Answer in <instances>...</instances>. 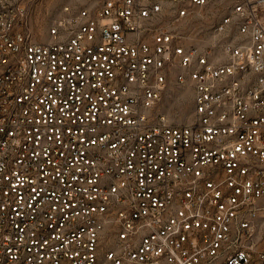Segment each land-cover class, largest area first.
<instances>
[{
	"label": "built area",
	"instance_id": "2783aa9c",
	"mask_svg": "<svg viewBox=\"0 0 264 264\" xmlns=\"http://www.w3.org/2000/svg\"><path fill=\"white\" fill-rule=\"evenodd\" d=\"M0 0V264H264V0ZM193 93L187 123L155 112Z\"/></svg>",
	"mask_w": 264,
	"mask_h": 264
},
{
	"label": "rangeland",
	"instance_id": "374dc122",
	"mask_svg": "<svg viewBox=\"0 0 264 264\" xmlns=\"http://www.w3.org/2000/svg\"><path fill=\"white\" fill-rule=\"evenodd\" d=\"M24 2L29 14V26L39 40L46 38L48 29L62 6L92 4V0H24ZM236 2L237 0H212L206 6L197 8L190 17L185 18L183 23L178 25V28L188 31L193 41L200 42L205 32L229 14ZM262 13L264 14V10ZM193 109L192 91L180 87L173 81L168 85L155 112L165 115L171 122L187 123L192 118Z\"/></svg>",
	"mask_w": 264,
	"mask_h": 264
},
{
	"label": "bare ground",
	"instance_id": "6f19581e",
	"mask_svg": "<svg viewBox=\"0 0 264 264\" xmlns=\"http://www.w3.org/2000/svg\"><path fill=\"white\" fill-rule=\"evenodd\" d=\"M182 93H184V92H182ZM182 93H181V94H182Z\"/></svg>",
	"mask_w": 264,
	"mask_h": 264
}]
</instances>
